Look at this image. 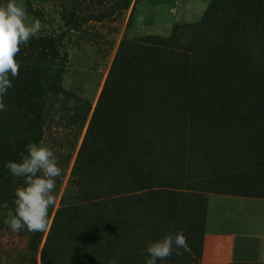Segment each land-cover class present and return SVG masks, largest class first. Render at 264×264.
<instances>
[{
	"label": "rangeland",
	"instance_id": "obj_1",
	"mask_svg": "<svg viewBox=\"0 0 264 264\" xmlns=\"http://www.w3.org/2000/svg\"><path fill=\"white\" fill-rule=\"evenodd\" d=\"M249 1L17 0L26 7V22L39 20L42 27L20 45L15 57L19 75L3 97L7 108L14 88H24L33 70L46 80L61 78L94 105L121 42L157 49L133 56L140 59L139 81L154 79L164 62L186 66L189 85L181 89L187 96L163 98L155 112L141 108L136 119L140 143H148V153L141 147L145 153L135 175L140 189L110 198L184 202L173 220L186 238L199 207L201 255L196 264H264V159L254 157L257 140L264 142L261 123L258 135L247 120L206 114L213 107L250 106L258 92L254 75L264 69V9L255 15ZM160 81L148 92L164 90ZM221 122L228 130L217 126ZM71 180L68 168L54 208L62 196L76 193ZM221 229L243 236L235 245L242 256L228 253L227 237L205 239V233ZM120 251L114 246L109 255Z\"/></svg>",
	"mask_w": 264,
	"mask_h": 264
},
{
	"label": "trees",
	"instance_id": "obj_2",
	"mask_svg": "<svg viewBox=\"0 0 264 264\" xmlns=\"http://www.w3.org/2000/svg\"><path fill=\"white\" fill-rule=\"evenodd\" d=\"M249 3L255 15L264 9V0ZM46 49L50 51L51 46ZM149 49L155 50L120 43L94 105L61 83V78L46 80L36 70L24 88H14L7 110L0 111V264H110L113 259L116 264H145L148 243L178 230L173 219L184 202H111L110 198L118 200L122 194L140 189L135 175L145 153L141 147L145 151L148 147L146 141L141 145L136 124L140 109L153 113L163 98L187 96L181 89L189 85L184 64L164 62L154 79L139 81L136 72L141 67L140 59L132 58L139 53L149 56ZM254 78L259 80L258 92L250 106L213 107L206 114L222 120H247L251 131L258 135L256 125L261 123L260 139L264 140V69L257 68ZM156 79L161 80L164 90L158 94L148 92L149 86H156ZM194 105L197 109L201 102ZM217 126L228 130L223 122ZM30 142L48 147L58 158L62 175L56 179L55 197L68 168L76 193L62 196L61 202L49 209L47 229L13 232L4 221L7 212L14 210V190L24 181L12 176L5 165L19 162ZM254 154L264 159V142L260 145L257 140ZM260 164L264 165V160ZM194 215L188 227V249H179L181 255H176L174 249L170 258L157 264L198 262L202 222L199 207ZM114 246L121 250L115 257L109 255Z\"/></svg>",
	"mask_w": 264,
	"mask_h": 264
},
{
	"label": "clouds",
	"instance_id": "obj_3",
	"mask_svg": "<svg viewBox=\"0 0 264 264\" xmlns=\"http://www.w3.org/2000/svg\"><path fill=\"white\" fill-rule=\"evenodd\" d=\"M26 7L17 0H6L0 5V111H6L3 97L12 87V79L19 75L20 65L15 59L20 45H27L41 31L39 20L27 23ZM27 152L19 162L9 161L5 167L24 183L14 190V210H9L4 223L13 231L26 228L30 232L47 229L49 209L55 205L56 179L62 175L58 158L48 147L30 142ZM5 207H8L5 204ZM181 255L179 249H188L187 238L182 230L168 233L161 239L149 242L145 264H157L173 255ZM110 264H116L113 259Z\"/></svg>",
	"mask_w": 264,
	"mask_h": 264
},
{
	"label": "crops",
	"instance_id": "obj_4",
	"mask_svg": "<svg viewBox=\"0 0 264 264\" xmlns=\"http://www.w3.org/2000/svg\"><path fill=\"white\" fill-rule=\"evenodd\" d=\"M217 233L214 232V234H211L210 232H207L205 233V239H210L214 242V240L218 239V238H221V237H224V238H229L231 239L230 241V245H229V248H228V253L233 256L234 254L236 255H239V256H242L244 253H243V250L242 249H239V247H237L238 249H236L237 252H235V245L236 243L239 244L240 242H237L238 239H240V237L243 238V236H239V234H235L234 232L230 231V233H224L221 230L217 231ZM241 240V239H240ZM205 242V241H204ZM215 245V244H214ZM236 255V256H237Z\"/></svg>",
	"mask_w": 264,
	"mask_h": 264
}]
</instances>
